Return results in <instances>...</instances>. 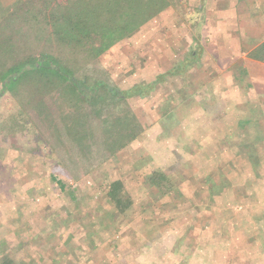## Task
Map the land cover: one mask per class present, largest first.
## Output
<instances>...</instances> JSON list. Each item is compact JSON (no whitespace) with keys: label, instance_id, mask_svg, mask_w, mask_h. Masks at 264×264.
I'll use <instances>...</instances> for the list:
<instances>
[{"label":"rangeland","instance_id":"obj_1","mask_svg":"<svg viewBox=\"0 0 264 264\" xmlns=\"http://www.w3.org/2000/svg\"><path fill=\"white\" fill-rule=\"evenodd\" d=\"M16 1L0 0V13ZM169 2L88 65L93 78L133 92L96 118L84 156L37 127L0 85V262L264 264V113L230 97L226 77L238 67L209 64L214 37L199 17L224 19ZM235 35L255 42L251 32ZM117 129L122 146L109 151ZM155 174L166 178L160 188ZM113 180L132 200L124 214L106 196Z\"/></svg>","mask_w":264,"mask_h":264},{"label":"trees","instance_id":"obj_2","mask_svg":"<svg viewBox=\"0 0 264 264\" xmlns=\"http://www.w3.org/2000/svg\"><path fill=\"white\" fill-rule=\"evenodd\" d=\"M169 4L168 0L22 1L0 20L2 92L8 93L37 127L48 129L54 140H67L86 155L100 127L96 118L104 109L124 103L133 92L123 94L105 79L93 78L88 65L130 38ZM247 56L264 63V41ZM117 121L130 124L127 119ZM117 131L110 130L107 135L109 151L122 146ZM165 181L161 174L150 178L159 188ZM106 196L119 214L132 207L119 180L109 184ZM0 264L15 262L6 257Z\"/></svg>","mask_w":264,"mask_h":264},{"label":"crops","instance_id":"obj_3","mask_svg":"<svg viewBox=\"0 0 264 264\" xmlns=\"http://www.w3.org/2000/svg\"><path fill=\"white\" fill-rule=\"evenodd\" d=\"M22 1L23 0H17L9 10H4V13H0V20L7 16ZM187 1H192L193 3L191 2V4L199 3L198 7L202 13H217L221 19H224L222 20V25L217 26L216 23L213 24L212 21L210 23L204 21L205 15H200L199 17V21L202 24V33L211 32L214 37V40H212L214 48H211L213 58L210 56L208 57L209 64H213L216 67H238V70L236 69L237 72H235L234 75L233 70H231V75L229 74L230 76L226 77L232 81V83H234L233 85L236 87V90L234 91L231 89L229 90L230 97H232V100L234 102L236 101V103L238 99L245 102L247 105L246 107H248V113H264V63L252 60L247 56L253 48L264 41L262 40L264 39V0H253L258 3L254 5L255 9H246L244 4L237 8V4H239L238 2H241L242 0H227L225 2L227 4H224L225 6H220L219 4L220 1L223 3L224 0ZM207 4L211 7L208 8ZM169 7L170 6L166 9ZM166 9L161 13L166 12ZM147 24L148 22L141 28ZM137 32L138 30L135 33ZM247 32H251L253 40L255 41L250 47L238 42L237 35H235L245 34ZM122 42L123 41L119 42L113 47H116ZM141 62L142 61L140 60L139 64ZM220 73H222V71H220ZM237 73L238 75H236ZM221 79L222 78H220L218 82L224 80Z\"/></svg>","mask_w":264,"mask_h":264}]
</instances>
